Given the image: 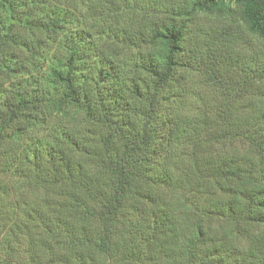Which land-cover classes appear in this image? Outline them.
Returning a JSON list of instances; mask_svg holds the SVG:
<instances>
[{"label":"trees","instance_id":"1","mask_svg":"<svg viewBox=\"0 0 264 264\" xmlns=\"http://www.w3.org/2000/svg\"><path fill=\"white\" fill-rule=\"evenodd\" d=\"M178 2L0 0V264H264V0Z\"/></svg>","mask_w":264,"mask_h":264},{"label":"rangeland","instance_id":"2","mask_svg":"<svg viewBox=\"0 0 264 264\" xmlns=\"http://www.w3.org/2000/svg\"><path fill=\"white\" fill-rule=\"evenodd\" d=\"M171 3L173 2L174 4H179L178 0H170ZM226 23H224L222 20L220 19H217L213 16H210V15H205V14H201L198 16L197 20H195L192 28L190 29V34L191 35H194V34H199V33H203V34H208L211 30H215L216 28H219L221 26H224ZM238 31V33H242L240 29L238 30H234V32L236 33ZM241 40L242 42H245L247 41L248 44H251V39L248 37V35H241ZM240 73L239 71H237L236 73V77H239ZM240 78V77H239ZM254 90L252 88H250V90L248 91V94L245 95L242 99L245 100L247 99L248 97L247 96H250V93H252ZM200 92V90L198 91ZM202 93V96L204 97V101L208 99H210L212 97L211 94H207V93ZM222 92L219 91L218 94L222 95L221 94ZM214 94H217V93H214ZM217 94V95H218ZM213 98H211L210 100L208 101H211ZM206 105H209L206 103ZM242 105H245L242 104ZM225 150H239L238 153L240 152L241 153H244V148H240L237 144H233L232 146H229L227 147Z\"/></svg>","mask_w":264,"mask_h":264}]
</instances>
